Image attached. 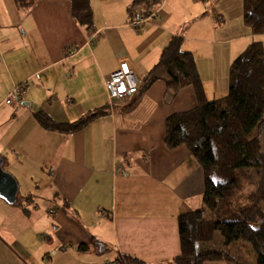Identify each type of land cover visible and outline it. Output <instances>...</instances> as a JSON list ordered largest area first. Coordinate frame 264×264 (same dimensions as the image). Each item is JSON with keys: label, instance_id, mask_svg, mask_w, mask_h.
<instances>
[{"label": "crops", "instance_id": "obj_1", "mask_svg": "<svg viewBox=\"0 0 264 264\" xmlns=\"http://www.w3.org/2000/svg\"><path fill=\"white\" fill-rule=\"evenodd\" d=\"M132 1L89 0L93 25L86 29L69 0L31 9L0 0V159L12 165L18 189L26 171L49 179L40 205L32 192L21 195H31L22 197L26 211L0 199V264H113L117 256L159 264L180 255L177 218L202 198L203 174L185 147H165L164 130L168 117L196 106L194 91L173 96L162 69L122 113L136 94L110 109L105 78L126 59L145 78L180 37L210 102L227 95L232 61L253 42L264 50V34L244 25L245 0H162L138 27L128 14ZM22 84L21 104H4ZM103 107L107 113L72 133L47 131L34 118L41 111L74 123Z\"/></svg>", "mask_w": 264, "mask_h": 264}, {"label": "trees", "instance_id": "obj_2", "mask_svg": "<svg viewBox=\"0 0 264 264\" xmlns=\"http://www.w3.org/2000/svg\"><path fill=\"white\" fill-rule=\"evenodd\" d=\"M41 0H14L21 8H33ZM73 19L86 29L93 25L89 0H69ZM162 0H133L128 8L131 19L150 17ZM247 11L244 25L252 35L264 34V0H245ZM183 40L173 37L162 50L158 62L142 79L135 97L122 107L131 111L148 88L157 81L158 72L165 70L167 88L176 96L191 87L196 106L173 114L165 121L164 145L168 150L185 147L198 163L203 174V209L177 218L180 255L159 264H201L197 254L199 244H207L218 233L223 246L232 243L248 245L255 255L254 264H264V50L259 42L251 43L232 61L229 69L228 93L225 97L207 101L190 52L182 49ZM107 107L94 110L74 123L54 122L46 113L36 112L34 118L43 129L72 133L87 127L97 117L107 113ZM3 168V165H2ZM4 171H6L3 168ZM258 176L249 204L238 205L232 200L240 191V172ZM248 174V175H247ZM18 193L14 206L27 208ZM213 214L216 219L208 217ZM80 249L87 250L88 246ZM207 258L239 264L231 253L215 252ZM217 258V259H216ZM113 264H145L130 256H117Z\"/></svg>", "mask_w": 264, "mask_h": 264}, {"label": "rangeland", "instance_id": "obj_3", "mask_svg": "<svg viewBox=\"0 0 264 264\" xmlns=\"http://www.w3.org/2000/svg\"><path fill=\"white\" fill-rule=\"evenodd\" d=\"M124 100V99H123ZM4 168V167H3ZM6 171L15 177L16 172H14V169L12 168V165H9V168H4ZM123 171V170H122ZM46 172V171H44ZM122 174V172H121ZM245 172H240L241 177V187L240 191L237 193V195L233 198V202L241 205L242 207L249 204V196L252 194L257 186V179L258 176L254 173V171L251 173L249 177L244 176ZM248 175V174H247ZM16 179L19 180V193L20 195L25 194L26 191L32 192L34 199L37 201V203L40 205L41 200L40 198L46 193L48 187H49V179L46 177V175H39L36 172H28L24 173V177L18 176ZM104 182V181H103ZM38 186V188H35L34 186ZM102 194H98V199L101 202L102 206L105 207L106 202V192L102 191ZM197 205L194 203L192 204L193 207L191 208V211L197 210V209H203V205L201 202V199L199 202H196ZM24 204V202H23ZM26 206V204H25ZM20 208V206H16ZM262 209L264 210V204L262 205ZM208 217H211V219H216V217L211 213H207ZM97 219V218H96ZM91 220H88L90 222ZM240 243H232L229 247H224L222 244V238L218 233L214 234L213 240L210 243L207 244H199L197 246V254L198 257H200L201 264H235V263H229L226 261L218 262L215 261L213 258H207L209 255H213L215 252L218 254L221 251H226L227 253H231L232 256L240 261L239 264H254L251 261V255L249 249H252L250 246L247 247H240ZM252 254L254 255L253 250ZM255 256V255H254ZM217 259V258H216Z\"/></svg>", "mask_w": 264, "mask_h": 264}, {"label": "built area", "instance_id": "obj_4", "mask_svg": "<svg viewBox=\"0 0 264 264\" xmlns=\"http://www.w3.org/2000/svg\"><path fill=\"white\" fill-rule=\"evenodd\" d=\"M157 11L158 9L156 8L149 18L154 17ZM147 19H138L133 21L132 25L135 27L141 26ZM1 60L2 55L0 51ZM141 84L142 79L136 73L133 65L127 59L120 61L117 69L110 73L104 81L109 108H112L115 101H120L136 94ZM25 87V84L14 86L4 99V104L9 106L20 105L25 93ZM116 172L123 173L122 169H116Z\"/></svg>", "mask_w": 264, "mask_h": 264}, {"label": "water", "instance_id": "obj_5", "mask_svg": "<svg viewBox=\"0 0 264 264\" xmlns=\"http://www.w3.org/2000/svg\"><path fill=\"white\" fill-rule=\"evenodd\" d=\"M2 165L0 159V199L6 204L13 205L18 193V184L13 176L3 170Z\"/></svg>", "mask_w": 264, "mask_h": 264}, {"label": "bare ground", "instance_id": "obj_6", "mask_svg": "<svg viewBox=\"0 0 264 264\" xmlns=\"http://www.w3.org/2000/svg\"><path fill=\"white\" fill-rule=\"evenodd\" d=\"M138 19H147L146 17H140V18H137V19H134L133 21H136V20H138ZM132 21V22H133ZM144 24V23H143ZM129 98V97H128Z\"/></svg>", "mask_w": 264, "mask_h": 264}]
</instances>
